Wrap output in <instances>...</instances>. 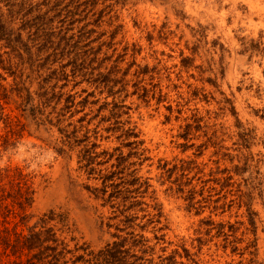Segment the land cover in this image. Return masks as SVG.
<instances>
[{
    "label": "trees",
    "instance_id": "trees-1",
    "mask_svg": "<svg viewBox=\"0 0 264 264\" xmlns=\"http://www.w3.org/2000/svg\"><path fill=\"white\" fill-rule=\"evenodd\" d=\"M125 1L0 0V264H213L211 257H201L212 227L222 246L229 243L233 250L243 242L250 258L255 254L251 201L261 196L264 176L244 154L237 161L230 154L220 167L214 161L206 178L197 174L204 165L193 156L156 158L154 180L187 207L193 198L199 204L196 196L208 199L205 191L218 185L231 193L236 208L243 206L240 215L245 216L238 220L240 235L233 224L226 230L223 220L213 222L208 214L192 226V236L166 238L167 222L151 176L138 173L129 159L132 146L142 139H137L136 122L122 118L129 107L119 96L134 94L154 65L134 57L125 61L124 52L116 50ZM190 60L180 58L184 66ZM82 83L87 87H78ZM127 86H132L129 93ZM225 100L235 135L247 146L250 129ZM176 108L186 112L175 133L181 152L192 148L195 156L215 146L217 134H223L221 124L197 114V107ZM50 125L59 139L49 147L66 158L76 147L77 168L91 181L82 186L105 208V213L95 208L96 228L106 235L96 248L86 242L69 246L64 218L52 209L31 221L34 175L27 161H13L12 154L26 136L39 137ZM115 136L114 145L102 144Z\"/></svg>",
    "mask_w": 264,
    "mask_h": 264
},
{
    "label": "rangeland",
    "instance_id": "rangeland-1",
    "mask_svg": "<svg viewBox=\"0 0 264 264\" xmlns=\"http://www.w3.org/2000/svg\"><path fill=\"white\" fill-rule=\"evenodd\" d=\"M120 21L116 50L124 52L125 61L134 57L136 61L154 65L143 86L138 84L134 94L122 92L119 99L129 107L122 118L136 122L137 139H142L131 148V165L138 173L151 176L167 222L166 238L175 241L181 236H192V226L208 214L213 222L223 220L226 230L228 223L233 224L240 235L243 224L238 220L245 219L240 215L243 206L235 207L226 188L209 187L205 191L208 199L196 196L200 205L193 198V204L187 207L182 198L166 192L164 185L154 180L159 172L155 164L156 158L171 160L174 156L190 155L204 165L197 174L206 178L211 175L208 169L215 166L214 161L220 167L228 163L226 157L230 154L232 161L244 154L264 176V119L259 116L264 107V0H127ZM182 56L190 57L188 66L181 64ZM82 86L87 84L78 87ZM131 89L132 86H127L126 93ZM145 92L147 96H143ZM140 95V100L135 98ZM226 98L239 120L250 129L247 146L240 144L235 135ZM168 105L172 106L170 110ZM184 105L197 107V114L223 127L215 146H208L195 156L191 154L192 148L181 152L175 144L180 140L175 136L177 125L186 115L176 107ZM125 109L119 107L121 111ZM39 134V137L26 136L12 154L13 161H27L34 175L31 221L52 209L64 218L69 246L86 242L96 248L106 235L96 228L95 208L104 213L105 208L82 186L91 181L77 168L76 147L70 150L68 158L60 156L49 147L51 141L59 139L55 128L50 125L49 131ZM117 138L102 144L112 146ZM198 140L199 137L193 139ZM251 208L256 224V250L252 258L242 249L243 242L233 250L229 243L222 246L224 242L215 227L202 246L201 257H211L213 264H264V186L261 196L253 197Z\"/></svg>",
    "mask_w": 264,
    "mask_h": 264
}]
</instances>
